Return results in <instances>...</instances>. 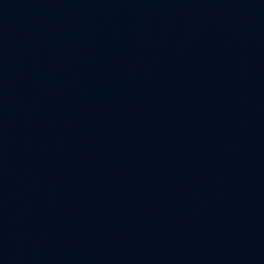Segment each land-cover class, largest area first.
I'll list each match as a JSON object with an SVG mask.
<instances>
[{
	"label": "water",
	"instance_id": "1",
	"mask_svg": "<svg viewBox=\"0 0 264 264\" xmlns=\"http://www.w3.org/2000/svg\"><path fill=\"white\" fill-rule=\"evenodd\" d=\"M0 264H264V0H0Z\"/></svg>",
	"mask_w": 264,
	"mask_h": 264
}]
</instances>
